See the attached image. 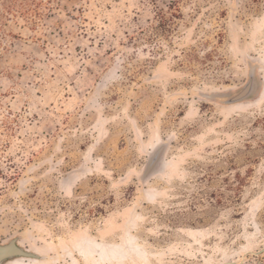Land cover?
Wrapping results in <instances>:
<instances>
[{
	"label": "rangeland",
	"instance_id": "obj_1",
	"mask_svg": "<svg viewBox=\"0 0 264 264\" xmlns=\"http://www.w3.org/2000/svg\"><path fill=\"white\" fill-rule=\"evenodd\" d=\"M14 236L45 258L3 264H264V0H0Z\"/></svg>",
	"mask_w": 264,
	"mask_h": 264
},
{
	"label": "water",
	"instance_id": "obj_2",
	"mask_svg": "<svg viewBox=\"0 0 264 264\" xmlns=\"http://www.w3.org/2000/svg\"><path fill=\"white\" fill-rule=\"evenodd\" d=\"M254 87H255V82L253 77V70H250L249 79L247 80L243 88L237 93L229 96L225 101L227 103H233L242 100L244 98H247L252 94ZM262 252H264V246L256 253H262ZM16 257L32 258V259L45 258L44 255H41L35 251L22 247L18 242V236H14L13 238L9 239L7 242L0 243V264H3L7 260ZM226 264H238V263L231 261V262H226Z\"/></svg>",
	"mask_w": 264,
	"mask_h": 264
},
{
	"label": "flooded vegetation",
	"instance_id": "obj_3",
	"mask_svg": "<svg viewBox=\"0 0 264 264\" xmlns=\"http://www.w3.org/2000/svg\"><path fill=\"white\" fill-rule=\"evenodd\" d=\"M259 262H260V264H262V263H263V261H258V262H257V264H259Z\"/></svg>",
	"mask_w": 264,
	"mask_h": 264
},
{
	"label": "bare ground",
	"instance_id": "obj_4",
	"mask_svg": "<svg viewBox=\"0 0 264 264\" xmlns=\"http://www.w3.org/2000/svg\"><path fill=\"white\" fill-rule=\"evenodd\" d=\"M229 262H231V261H229ZM5 263V262H4ZM239 264V263H238Z\"/></svg>",
	"mask_w": 264,
	"mask_h": 264
}]
</instances>
